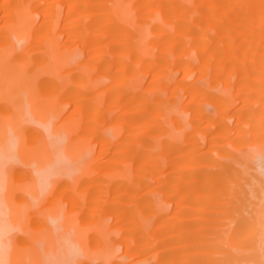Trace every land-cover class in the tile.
I'll return each mask as SVG.
<instances>
[{"label":"bare ground","instance_id":"1","mask_svg":"<svg viewBox=\"0 0 264 264\" xmlns=\"http://www.w3.org/2000/svg\"><path fill=\"white\" fill-rule=\"evenodd\" d=\"M0 264H264V0H0Z\"/></svg>","mask_w":264,"mask_h":264}]
</instances>
